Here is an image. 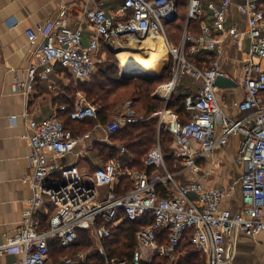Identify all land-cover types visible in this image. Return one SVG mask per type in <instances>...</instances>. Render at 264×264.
<instances>
[{"label":"built area","instance_id":"1","mask_svg":"<svg viewBox=\"0 0 264 264\" xmlns=\"http://www.w3.org/2000/svg\"><path fill=\"white\" fill-rule=\"evenodd\" d=\"M82 1L83 17L93 26L94 36L85 43L81 29L73 30L67 25L68 12L62 9L52 23L27 31L31 42L38 35L44 36L40 64L58 63L75 80L87 83L97 71L103 44L116 50L149 39L162 41L172 64L171 78L155 95L167 104L184 76L198 85L195 98H186L190 120L185 123L170 120L166 127L173 138L172 154L176 162L180 161V172L188 178V183H179L177 174L169 171L160 146L144 161L145 166L154 168L151 173L112 160L85 175L76 164H65L63 159L84 143L88 135L75 137L58 115L37 121L26 114L29 132L25 139L32 148L29 161L33 174L25 181L31 185L33 197L23 212L21 227L0 242V257L21 250L22 264H48L52 241L68 249L77 242L80 230H88L102 264H145L158 257L172 262L181 254L179 249L185 240H189L205 264H233L241 236L256 238L264 233V70L261 64L264 61V0H245L237 7L246 18V34L250 40V50L243 61V78L235 81L244 94L238 110L248 113L242 119H231L224 113L218 103L219 88L215 85L218 77L230 78L220 68L219 37L228 34L235 44L243 37L237 27L226 29L233 6L231 0H223L219 6L208 4L213 29L201 20L207 14L203 0H186V30L178 45H173L167 34L169 24L178 16L176 0H123L120 16L98 6L90 7L93 0ZM191 21H201L199 36L188 32ZM203 52L216 54L208 66L196 61ZM35 77L33 66L29 69L28 81L15 84L12 90L30 93ZM133 106L132 101L128 102L120 116L102 126L109 138L127 125L144 121L137 117ZM59 110L69 112L64 105ZM70 115L78 121L96 120L98 107L84 103ZM164 119L162 114L161 122ZM236 136L242 137L236 160L242 170L239 181L222 189L205 185L200 175V161L227 146ZM122 177L128 178L133 188L117 194L116 187ZM159 187L164 193L159 192ZM238 190L242 203L232 211L225 203ZM47 201L52 214L44 221L40 210ZM148 216L152 217V224L136 232V247L131 257L110 256L105 241L111 237L112 228L125 220L142 222ZM87 258L88 255L79 254L75 264H85ZM65 263L73 264V261L68 259Z\"/></svg>","mask_w":264,"mask_h":264},{"label":"crops","instance_id":"2","mask_svg":"<svg viewBox=\"0 0 264 264\" xmlns=\"http://www.w3.org/2000/svg\"><path fill=\"white\" fill-rule=\"evenodd\" d=\"M222 1L203 0V10L207 14L201 20L211 29H213V21L207 11V6L209 3L219 6ZM231 1L233 6L227 17L226 29L237 27L243 33V37L238 44H235L228 34L221 35L218 47L222 54L219 61L221 70L225 71L234 81L239 82L243 78V61L250 50V40L246 34V18L237 8L243 5L245 0ZM89 6H98L109 13L120 16L123 0H93ZM62 9L68 12L67 25L73 30L81 29L84 42L87 43L95 33L93 26L83 17L84 3L82 0H0V242L5 239L6 235H14L21 227L23 212L33 197L32 187L25 181L33 174L29 161L32 148L29 141L25 139V135L29 132L26 114L37 121H43L54 115L59 116L61 106L69 108L63 102L64 98L73 94L77 88L75 84L77 86L78 81L58 63L40 64L39 51L45 41L44 36L38 35L34 42H31L27 36L29 29L52 23ZM101 48V57H104L105 45L103 44ZM205 53L207 52L201 53V57ZM209 54L216 57L215 53ZM101 63L103 62L100 61L99 64ZM261 64L264 70V61ZM33 66L36 67V77L32 91L28 94L15 93L12 87L17 83L28 81V72ZM188 80L191 82L188 83ZM177 88L181 89L180 92L185 93L187 97L195 98L198 92L197 83L188 76L179 79L174 93ZM76 95L75 108L84 103L90 104L82 92L78 91ZM217 95L221 109L229 118L242 119L248 115L238 110V104L244 98L240 87L218 89ZM153 96L159 99L155 94ZM133 105L137 111L134 102ZM162 114L165 115V119L161 122ZM136 115L139 117L138 113ZM151 117H158L159 128L163 125L167 127L170 120L176 119L182 122L176 113L167 110H162ZM143 119L142 122H145L149 118ZM111 120L108 119L105 124L98 123L91 133L85 134L88 135L86 141L78 145L72 154L66 156L63 163L76 164L81 173L85 175L92 174L95 168L104 166L112 160L123 165H130V161L121 162L118 158L107 162L106 147L109 145L118 146L121 149L120 155L126 153L125 147V152H122L123 146L112 143L111 137L109 138L102 127ZM240 139H242L241 136L231 138L227 146L216 149L209 158L200 161V175L205 185L222 189L239 181L242 170L236 160ZM179 162L175 163L173 173L177 174L179 183L187 184L188 178L180 172ZM101 191L104 192L105 188ZM241 203L242 196L238 190L226 201L225 206L236 211ZM51 212V205L47 201L40 210L44 221L48 220ZM253 243L257 246L264 245V233L256 238L242 235L237 258L250 254V249L256 251V247H251ZM22 258V251L15 250L0 257V264H22Z\"/></svg>","mask_w":264,"mask_h":264},{"label":"trees","instance_id":"3","mask_svg":"<svg viewBox=\"0 0 264 264\" xmlns=\"http://www.w3.org/2000/svg\"><path fill=\"white\" fill-rule=\"evenodd\" d=\"M176 1L178 4V16L167 28L169 40L173 45L180 43L186 30V10L188 6L186 0ZM262 7L264 9V2ZM187 30L189 33L199 36L201 34V21H191ZM104 50L109 56L113 54L112 49L106 45ZM215 58V56L205 53L202 57L198 55L196 61L199 65L205 64L208 66ZM171 70L172 64L170 62L169 66L162 68L157 74L124 72L121 65L114 58L109 57V61L104 62L103 67L99 69V73L93 81L88 83L78 82V87L73 94L64 98L63 102L69 106V112H60L59 118L75 137L82 136L91 133L98 123L105 124L115 106L126 99H130L134 104H138L139 111L143 114L142 116L149 119L145 122L127 125L111 137L112 143L126 148V153L120 155L121 149L118 146L109 145L106 147V152L108 153L106 157L108 158L107 162L110 159L118 158L121 162L130 161V166L133 169L146 170L151 173L154 171V168L145 166L144 161L149 153L159 144L169 171L174 172L173 167L176 160L171 149L173 142L172 135L168 131H165L163 126L159 128L158 117H151L164 110L166 106L162 100L155 98L153 94H155L160 86L170 80ZM123 90L125 91L123 92ZM78 91L85 95L88 102L98 106V119L88 118L78 121L71 118L70 114L75 109ZM118 91H121L122 94H117ZM119 95L121 98L117 101L115 97ZM113 97L114 99H112ZM186 98L187 95L185 93L175 92L167 104V111L176 113L183 123L189 121L191 118V113L186 108ZM119 183L116 187L117 194H123L133 188L132 183L126 177H122ZM158 189L161 194L164 193L162 187ZM151 224L152 217L148 216L142 222L125 220L119 227L112 228L111 237L105 241L109 255L130 258L136 247V232L144 227H149ZM91 243V233L88 230H80L77 242L68 249L60 248L56 241H52L50 246V261L53 259L52 261L54 262L60 260L62 257L74 255L78 250L90 247ZM71 251L73 252L71 253ZM179 252L181 254L172 262L167 258L158 257L152 263L145 264H205L204 259L198 252L194 251L189 240H185L182 243ZM86 264H102V259L95 253L89 257Z\"/></svg>","mask_w":264,"mask_h":264},{"label":"rangeland","instance_id":"4","mask_svg":"<svg viewBox=\"0 0 264 264\" xmlns=\"http://www.w3.org/2000/svg\"><path fill=\"white\" fill-rule=\"evenodd\" d=\"M167 34H168V32H167ZM159 43L160 42L155 40V39H149V40H146V41H141L140 43H134V44L125 45V46L121 47L120 49L112 50L113 54L111 56H109L108 54L105 53V56L100 58V61H102L103 64L101 63V65L100 64L98 65L97 71H96L95 75L92 77V79L90 81L94 80V78L99 73V69L103 67L104 62L106 63L107 61H109V57L112 58V59L114 58L118 62L119 65H121V56L120 55L123 54V53L124 54L125 53L128 54L130 56V58L140 59V60L145 61V60L150 59V57H151L150 52H149L150 49L153 48V46H159L158 45ZM164 49L166 50L165 47H164ZM165 50H164V54L165 55L161 59L159 64L156 65L152 69L151 72L148 71V72H142V73H149V74L154 73V74H157V73H159L162 70V68L169 66V63L171 62V60H170V57L167 56V53L165 52ZM147 56H148V58H145ZM121 67H122V65H121ZM122 70H124V69L122 68ZM127 72H129V71H127ZM133 72H141V71H133ZM190 82L191 81L188 80V83H190ZM75 87H78V85L76 86V84H75ZM124 91L125 90H123V92ZM180 91H181V89L177 88L176 92H180ZM119 93H120V95L122 94L121 91H118L117 94H119ZM120 95L115 97V99H117V101H119L118 99L121 98ZM112 99H114V97ZM131 101L132 100H130V99H126L124 102H121L118 105H116L115 108L112 110L111 115L109 116V119H113V118H115L117 116H120L122 114V112H124V110L126 109V108H124L126 106V104L128 102H131ZM90 104L94 105V106H97V105L92 104V103H90ZM135 108L137 109L139 117L140 118H145V116H142L143 114L140 113L137 103L135 104ZM163 128H164L165 131H167L165 125H163ZM172 144H173V142H172ZM87 181H88V179H87ZM251 247L252 248L256 247V251H253V250L250 249V251H249L250 254H245V255H242L241 257L239 256L238 258H236L234 264H264V245H258L257 246V245H255L253 243V244H251ZM72 252L73 251H71V253ZM95 253L98 254L97 251H96V244H95V242L92 241L90 247L83 248L82 250H78V252L75 253L74 255L67 256V257H62L58 261H54L53 262L52 261L53 259H52L49 262V264H66L65 261L68 260V259L72 260L73 264H75L76 256H78L79 254L88 255V258H87V261H88L89 257L92 256V254H95Z\"/></svg>","mask_w":264,"mask_h":264},{"label":"bare ground","instance_id":"5","mask_svg":"<svg viewBox=\"0 0 264 264\" xmlns=\"http://www.w3.org/2000/svg\"><path fill=\"white\" fill-rule=\"evenodd\" d=\"M156 44V43H155ZM159 46H153V48L150 49V59L148 60H140V59H134L130 58L128 54H121V65L122 68L125 71L133 72V71H141V72H148L152 71V69L159 64L161 59L164 57V46L162 41L158 44ZM166 52V50H165ZM167 53V52H166ZM145 58H148L145 57Z\"/></svg>","mask_w":264,"mask_h":264},{"label":"water","instance_id":"6","mask_svg":"<svg viewBox=\"0 0 264 264\" xmlns=\"http://www.w3.org/2000/svg\"><path fill=\"white\" fill-rule=\"evenodd\" d=\"M215 85L219 89H230V88H237V83L232 78H225V77H218ZM168 104V103H167ZM167 104L164 110H168Z\"/></svg>","mask_w":264,"mask_h":264}]
</instances>
